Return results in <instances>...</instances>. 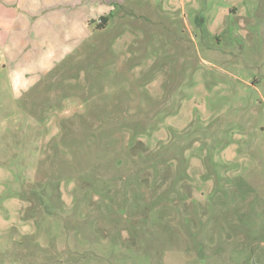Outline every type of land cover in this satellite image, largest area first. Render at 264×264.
<instances>
[{"label": "rangeland", "instance_id": "obj_1", "mask_svg": "<svg viewBox=\"0 0 264 264\" xmlns=\"http://www.w3.org/2000/svg\"><path fill=\"white\" fill-rule=\"evenodd\" d=\"M61 3L0 0V264H264V0Z\"/></svg>", "mask_w": 264, "mask_h": 264}, {"label": "crops", "instance_id": "obj_2", "mask_svg": "<svg viewBox=\"0 0 264 264\" xmlns=\"http://www.w3.org/2000/svg\"><path fill=\"white\" fill-rule=\"evenodd\" d=\"M58 2H62L63 3V0H58ZM61 3V4H62ZM60 5V4H59ZM63 5V4H62ZM81 8V7H80ZM50 9H52L51 7H50ZM59 10H61V9H59ZM59 10H55V12H57V11H59ZM96 11H97V13H102V12H100L101 10L99 9V8H96L95 9ZM60 12V11H59Z\"/></svg>", "mask_w": 264, "mask_h": 264}]
</instances>
